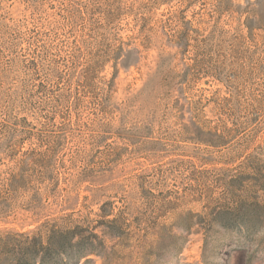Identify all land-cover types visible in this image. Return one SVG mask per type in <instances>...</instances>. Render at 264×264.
<instances>
[{
    "label": "rangeland",
    "instance_id": "1",
    "mask_svg": "<svg viewBox=\"0 0 264 264\" xmlns=\"http://www.w3.org/2000/svg\"><path fill=\"white\" fill-rule=\"evenodd\" d=\"M70 229L77 264H264V0H0V264Z\"/></svg>",
    "mask_w": 264,
    "mask_h": 264
},
{
    "label": "trees",
    "instance_id": "2",
    "mask_svg": "<svg viewBox=\"0 0 264 264\" xmlns=\"http://www.w3.org/2000/svg\"><path fill=\"white\" fill-rule=\"evenodd\" d=\"M116 60V58H115ZM127 61L123 60L121 66L127 65ZM16 176L10 174L8 180H14ZM21 181V179L19 180ZM9 187H12V184H9ZM33 233V232H32ZM95 236V235H94ZM75 229L51 232L47 237L46 246L42 247L40 240L34 239L33 246L26 247L20 250L21 257L15 259L16 264H31L35 259V256L38 255V248H42L43 251H47L53 255L58 254L61 251L69 250V262L71 264H77L80 259L87 257L95 252L94 245H85L82 240H76ZM76 240V241H75ZM43 259V258H42Z\"/></svg>",
    "mask_w": 264,
    "mask_h": 264
}]
</instances>
